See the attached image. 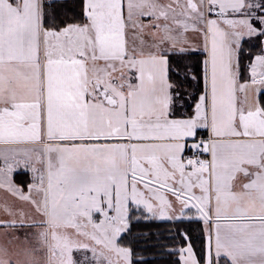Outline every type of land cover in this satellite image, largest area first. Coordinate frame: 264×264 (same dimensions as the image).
Segmentation results:
<instances>
[{"label":"snow or ice","instance_id":"snow-or-ice-1","mask_svg":"<svg viewBox=\"0 0 264 264\" xmlns=\"http://www.w3.org/2000/svg\"><path fill=\"white\" fill-rule=\"evenodd\" d=\"M0 189V264H264V0H0Z\"/></svg>","mask_w":264,"mask_h":264},{"label":"trees","instance_id":"trees-1","mask_svg":"<svg viewBox=\"0 0 264 264\" xmlns=\"http://www.w3.org/2000/svg\"><path fill=\"white\" fill-rule=\"evenodd\" d=\"M68 2L71 6L78 3V0H68ZM24 177H27V174H16L15 181L26 188L30 181L28 179L25 181ZM173 232H175V226L165 221H140L139 223L133 221L131 235L122 234L121 243L124 246L130 244L134 248L136 252L134 260L138 264H174L178 257L169 255L167 248L152 247L143 243V234L147 233L154 240L159 239L162 244H167L169 236Z\"/></svg>","mask_w":264,"mask_h":264},{"label":"crops","instance_id":"crops-1","mask_svg":"<svg viewBox=\"0 0 264 264\" xmlns=\"http://www.w3.org/2000/svg\"><path fill=\"white\" fill-rule=\"evenodd\" d=\"M20 173L25 174L24 170H18L17 173H14V180H15V175L20 174ZM27 179L29 181H31V174L30 173H27V177H24L25 181ZM26 190H27V188H25V191ZM6 201L8 203H12L14 206H16L18 208H23L27 212H31V206L28 205L26 202L20 201L18 198L12 197L9 193H6L5 190L0 189V220H6V219L11 218L3 212V204ZM8 235H10L9 240H8ZM14 235H15V231L13 229H5L2 226H0V249H8L7 242L10 243L11 248H9V250H7V253H8V257H10L13 260L15 259V254H16V251H15L16 248H14V243L19 244L18 247H20V239H17V242H16ZM18 253H20V252H18ZM0 257H3L2 252H0Z\"/></svg>","mask_w":264,"mask_h":264},{"label":"rangeland","instance_id":"rangeland-1","mask_svg":"<svg viewBox=\"0 0 264 264\" xmlns=\"http://www.w3.org/2000/svg\"><path fill=\"white\" fill-rule=\"evenodd\" d=\"M36 218L38 219L39 217L36 216ZM9 237H10V235H8V240H9ZM16 242H17V239H16ZM7 246H8V249H7V250H9V248H11V247H10V243L7 242ZM18 246H19V244L14 243V248H16V249H15L16 254H15V259H14V260H16V259H22V258H23V257L20 255V253H21L22 249L26 246L25 241H24L23 239H20V247H18ZM18 252H20V253H18ZM17 253H18V254H17Z\"/></svg>","mask_w":264,"mask_h":264}]
</instances>
